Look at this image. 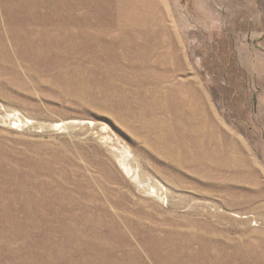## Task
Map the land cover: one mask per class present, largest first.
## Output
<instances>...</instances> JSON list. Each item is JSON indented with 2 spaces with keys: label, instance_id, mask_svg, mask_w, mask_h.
Returning <instances> with one entry per match:
<instances>
[{
  "label": "rangeland",
  "instance_id": "374dc122",
  "mask_svg": "<svg viewBox=\"0 0 264 264\" xmlns=\"http://www.w3.org/2000/svg\"><path fill=\"white\" fill-rule=\"evenodd\" d=\"M0 264H264V0H0Z\"/></svg>",
  "mask_w": 264,
  "mask_h": 264
},
{
  "label": "bare ground",
  "instance_id": "6f19581e",
  "mask_svg": "<svg viewBox=\"0 0 264 264\" xmlns=\"http://www.w3.org/2000/svg\"><path fill=\"white\" fill-rule=\"evenodd\" d=\"M16 120V119H15ZM19 120V119H18ZM17 121V120H16ZM122 165L124 166L126 172L130 175H133L135 179H139V173L134 170V168L131 167V164L129 161H127L124 157L121 160ZM134 172V173H133ZM132 176V177H133Z\"/></svg>",
  "mask_w": 264,
  "mask_h": 264
}]
</instances>
